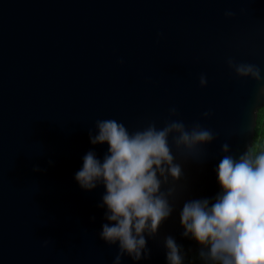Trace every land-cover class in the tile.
Segmentation results:
<instances>
[{"label":"water","instance_id":"water-1","mask_svg":"<svg viewBox=\"0 0 264 264\" xmlns=\"http://www.w3.org/2000/svg\"><path fill=\"white\" fill-rule=\"evenodd\" d=\"M230 59L264 73V0H0V264H113L119 248L99 236L106 189L75 180L89 151L107 153L89 138L106 119L129 132L179 119L215 134L192 155L170 139L184 172L165 186L175 212L148 239L150 258L123 264H167V236L187 260L198 255L180 209L215 198L223 145L247 152L264 107L262 85Z\"/></svg>","mask_w":264,"mask_h":264},{"label":"clouds","instance_id":"clouds-1","mask_svg":"<svg viewBox=\"0 0 264 264\" xmlns=\"http://www.w3.org/2000/svg\"><path fill=\"white\" fill-rule=\"evenodd\" d=\"M228 63L238 77L260 83L264 94V73L258 66L231 59ZM200 85L207 87L206 76L200 77ZM170 114L177 116V110L172 108ZM255 132L252 147L238 158L227 143L223 145L224 155L215 169L220 186L215 198L186 200L180 209L184 237L200 246V264H264V107L257 112ZM89 138L94 146L107 145L108 151L102 160L89 151L75 180L85 191L106 189L99 205L106 209L107 221L100 239L118 246L113 264H123L125 255L137 262L150 258L148 239L158 236L175 212L170 199L175 188L165 186L170 179L179 184L184 178L170 139L178 151L192 155L211 145L215 134L199 123L189 129L179 119H170L162 128L150 123L135 132L106 119L96 122ZM34 171L41 169L37 166ZM164 245L167 264H188L174 237L167 236Z\"/></svg>","mask_w":264,"mask_h":264},{"label":"trees","instance_id":"trees-1","mask_svg":"<svg viewBox=\"0 0 264 264\" xmlns=\"http://www.w3.org/2000/svg\"><path fill=\"white\" fill-rule=\"evenodd\" d=\"M194 259H195L194 264H200L199 259H198V255L192 256L190 259H188V261H189L188 264H193Z\"/></svg>","mask_w":264,"mask_h":264}]
</instances>
